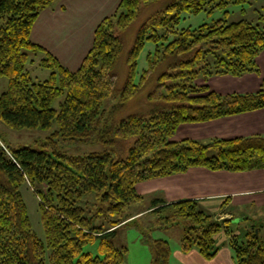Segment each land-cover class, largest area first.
Here are the masks:
<instances>
[{"label": "trees", "instance_id": "16d2710c", "mask_svg": "<svg viewBox=\"0 0 264 264\" xmlns=\"http://www.w3.org/2000/svg\"><path fill=\"white\" fill-rule=\"evenodd\" d=\"M55 0H0V76L9 78L0 94V118L13 128H50L66 140L93 141L111 146L101 152L69 155L59 150L31 146L12 148L0 135V264H123L128 250L117 247L111 236L126 222L127 205L142 196L141 181L187 171L192 167L244 172L264 169V132L233 138H215L210 144L185 138L173 140L184 123L207 122L264 108V81L255 93L209 91L207 85L189 81L204 70L240 74L256 69V57L264 49V28L248 20L217 19L198 27L178 29L183 13L215 12L230 3L249 0H170L149 15L136 32L126 58L123 87L118 84V65L125 50L121 33L135 23L142 11L157 0H121L123 11L105 16L94 31L91 48L75 71L41 44L31 39L42 10ZM147 42L148 67L137 80L139 58ZM45 51L40 65L53 71L35 81L27 70L31 53ZM214 72V73H215ZM153 108L129 111V106L149 84ZM65 95L60 108L54 103ZM107 97L116 100L103 108ZM217 150L209 157L207 149ZM28 183L40 198L46 239L33 229L21 187ZM95 194L98 211L109 216L110 226H94L82 201ZM170 205L166 224L185 226L181 249H198L207 260L220 250L223 230L237 264H264V240L249 232L246 241L229 230L219 214L199 208L196 199ZM114 217H111V215ZM221 214V213H220ZM99 240V255L84 251ZM153 264H170L172 248L164 239L151 242Z\"/></svg>", "mask_w": 264, "mask_h": 264}, {"label": "rangeland", "instance_id": "374dc122", "mask_svg": "<svg viewBox=\"0 0 264 264\" xmlns=\"http://www.w3.org/2000/svg\"><path fill=\"white\" fill-rule=\"evenodd\" d=\"M170 0H157L147 5L140 18L126 31L121 33L125 41V50L119 62L117 71L119 74L118 84L123 87L127 65L126 58L129 49L136 37V32L142 23L153 12L163 8ZM121 0H55L53 4L41 11L33 26L31 39L46 47L55 54L60 61L71 71H75L81 65L84 57L91 48L94 40V31L100 21L115 13L119 15L123 10L119 8ZM217 19L227 22L248 20L264 28V0H249L247 3H230L223 9L215 12L203 11L199 14L183 13V19L178 29L183 27H198L203 23H211ZM39 43V44H40ZM156 45L147 42L143 50L137 69V80L141 73L148 67V54L154 52ZM47 56L45 51L37 55L31 53L27 64V70L35 81L48 79L52 73L51 68L40 65L42 58ZM211 68L215 72L214 67ZM205 75L204 70L199 77L189 81L191 84L208 86L209 91H216L222 95L228 93H255L264 81V49L256 57V69L240 74L214 73ZM153 83L144 88L139 96L132 101L129 111L139 110L148 112L153 104L148 101ZM9 87V78L0 76V94ZM65 95L54 103L56 109L64 101ZM116 100L107 97L103 108L111 109ZM260 110V109H259ZM252 120L241 119L240 122L215 121L216 123H184L179 126L173 140L191 138L208 145L215 138H233L248 136L252 133L264 132V108L259 114L251 116ZM256 126V127H255ZM254 127V128H253ZM59 126L54 122L50 128H13L0 118V135L8 146L19 148L31 146L37 150L53 152L59 150L69 155H84L91 152H101L111 149V146L102 142L85 138V141L66 140L61 135L55 134ZM217 150L209 147L207 155L212 157ZM216 179L218 176L215 177ZM223 187H227L231 194L226 196L207 197L200 201V209H208L210 213L226 211L232 214L234 220L228 221L231 233L238 235L241 241L247 240L249 232H255L264 240V169H254L244 172L225 171L220 175ZM164 177H155L141 181L137 184V191L142 196L125 207L124 215L129 218L126 222L115 227V233L111 236L117 247H126L128 250L123 264H153L151 242L156 239L167 240L173 250L170 264H182L177 257L174 258V250L181 245L185 226L182 221L166 224L164 217L171 215L174 208L170 205L160 210L155 205H162L170 197L174 183H169ZM180 185V184H179ZM33 229L37 235L45 241L46 235L41 219L40 198L28 183L21 187ZM233 193V194H232ZM88 216H93V225L110 226L109 216L98 211L99 202L95 194L86 195L82 201ZM209 213V212H208ZM111 215V214H110ZM223 218L231 219L233 216L219 214ZM224 215V216H223ZM111 217H114L111 215ZM226 235L225 231L221 232ZM84 251L99 255V240L85 245ZM47 264H50L47 259Z\"/></svg>", "mask_w": 264, "mask_h": 264}, {"label": "crops", "instance_id": "0c3cea01", "mask_svg": "<svg viewBox=\"0 0 264 264\" xmlns=\"http://www.w3.org/2000/svg\"><path fill=\"white\" fill-rule=\"evenodd\" d=\"M32 33L33 32H31V35ZM39 43L40 42H38V44ZM261 111L262 109L200 123L213 125L214 123H216L215 121L219 120L233 121V123L240 122L241 119L247 118L252 120L251 116L254 114H259ZM225 171L226 170L214 171L206 167H192L187 171L165 176L164 178L167 179V181L174 183V186L171 190V195L166 199L167 201H165V204H170L181 199H196L200 206V201L206 200L205 198L207 197H216L221 195L226 196L227 194H231L227 187H223L222 184H220V175ZM216 176H218L217 179L215 178ZM202 209L210 213L208 209ZM220 213L233 216L226 211H221L219 213L213 214L217 215ZM218 241L220 250L217 256L212 260L205 259L196 248L189 252H183L181 249V245H177L176 250H174V258L178 257L181 260L182 264H237L233 251L228 244V237L224 234H220L218 237Z\"/></svg>", "mask_w": 264, "mask_h": 264}]
</instances>
